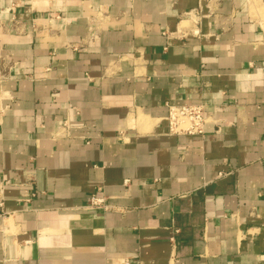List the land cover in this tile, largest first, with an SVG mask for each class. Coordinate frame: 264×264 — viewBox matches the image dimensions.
<instances>
[{
    "label": "crops",
    "instance_id": "0c3cea01",
    "mask_svg": "<svg viewBox=\"0 0 264 264\" xmlns=\"http://www.w3.org/2000/svg\"><path fill=\"white\" fill-rule=\"evenodd\" d=\"M0 264H264V0H0Z\"/></svg>",
    "mask_w": 264,
    "mask_h": 264
},
{
    "label": "built area",
    "instance_id": "2783aa9c",
    "mask_svg": "<svg viewBox=\"0 0 264 264\" xmlns=\"http://www.w3.org/2000/svg\"><path fill=\"white\" fill-rule=\"evenodd\" d=\"M166 121L169 131L173 133L203 134L206 117L201 106L181 105L169 106ZM100 200L92 199L94 205H99Z\"/></svg>",
    "mask_w": 264,
    "mask_h": 264
},
{
    "label": "rangeland",
    "instance_id": "374dc122",
    "mask_svg": "<svg viewBox=\"0 0 264 264\" xmlns=\"http://www.w3.org/2000/svg\"><path fill=\"white\" fill-rule=\"evenodd\" d=\"M262 2V1H261Z\"/></svg>",
    "mask_w": 264,
    "mask_h": 264
}]
</instances>
